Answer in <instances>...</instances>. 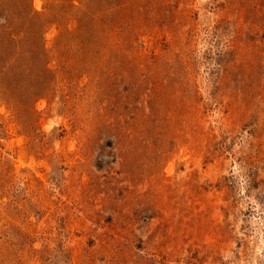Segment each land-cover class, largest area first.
Segmentation results:
<instances>
[{"label": "rangeland", "instance_id": "374dc122", "mask_svg": "<svg viewBox=\"0 0 264 264\" xmlns=\"http://www.w3.org/2000/svg\"><path fill=\"white\" fill-rule=\"evenodd\" d=\"M0 264H264V0H0Z\"/></svg>", "mask_w": 264, "mask_h": 264}]
</instances>
